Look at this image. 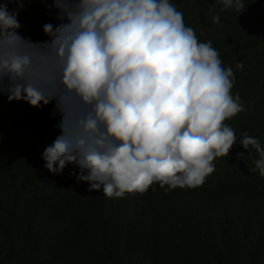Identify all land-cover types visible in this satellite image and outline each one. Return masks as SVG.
Returning <instances> with one entry per match:
<instances>
[{
	"label": "clouds",
	"instance_id": "1",
	"mask_svg": "<svg viewBox=\"0 0 264 264\" xmlns=\"http://www.w3.org/2000/svg\"><path fill=\"white\" fill-rule=\"evenodd\" d=\"M31 2H0V96L34 108L55 101L60 134L42 153L44 167L61 174L74 164L80 172L71 175L108 198L157 183L202 186L237 143L225 121L246 111L212 42L170 0H40L59 23H45L49 39L33 41L18 20ZM239 143L258 153L253 170L264 177V144L247 133Z\"/></svg>",
	"mask_w": 264,
	"mask_h": 264
},
{
	"label": "trees",
	"instance_id": "2",
	"mask_svg": "<svg viewBox=\"0 0 264 264\" xmlns=\"http://www.w3.org/2000/svg\"><path fill=\"white\" fill-rule=\"evenodd\" d=\"M242 2L240 12L221 0H170L233 68L231 91L246 109L225 121L237 143L202 186L89 192L71 175L76 165L61 174L44 167L60 134L55 101L34 108L0 96V264H264V177L253 170L258 153L239 143L247 133L264 144V0ZM55 15L40 0L25 3L20 34L48 40L43 25L58 24Z\"/></svg>",
	"mask_w": 264,
	"mask_h": 264
}]
</instances>
